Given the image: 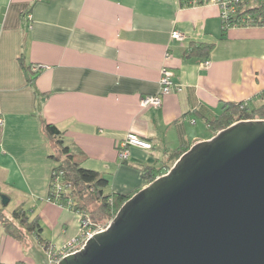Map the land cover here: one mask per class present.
Listing matches in <instances>:
<instances>
[{
  "label": "crops",
  "instance_id": "obj_1",
  "mask_svg": "<svg viewBox=\"0 0 264 264\" xmlns=\"http://www.w3.org/2000/svg\"><path fill=\"white\" fill-rule=\"evenodd\" d=\"M223 34L221 8L210 1L0 0V191L40 218L39 251L47 243L59 254L81 229L79 214L48 198L57 163L43 121L84 152L86 168L109 177L107 192L141 189L139 168L213 137L209 124L226 103H262L264 26ZM200 43L214 46L207 57L190 53ZM30 67L39 70L33 83ZM164 67L182 91L143 107L161 92ZM129 133L152 148L133 146L121 160ZM32 234L20 242L1 226L0 264H40Z\"/></svg>",
  "mask_w": 264,
  "mask_h": 264
},
{
  "label": "water",
  "instance_id": "obj_2",
  "mask_svg": "<svg viewBox=\"0 0 264 264\" xmlns=\"http://www.w3.org/2000/svg\"><path fill=\"white\" fill-rule=\"evenodd\" d=\"M57 264H264V119L191 145Z\"/></svg>",
  "mask_w": 264,
  "mask_h": 264
},
{
  "label": "trees",
  "instance_id": "obj_3",
  "mask_svg": "<svg viewBox=\"0 0 264 264\" xmlns=\"http://www.w3.org/2000/svg\"><path fill=\"white\" fill-rule=\"evenodd\" d=\"M209 0H189L190 4H202ZM230 1V0H228ZM228 10V11H227ZM222 8L223 35L235 26H264V0H232ZM226 14V16H225ZM211 44H196L190 53L207 57L213 50ZM205 61V60H203ZM31 76L29 83H33L39 70L30 67ZM262 103L258 106H250L247 101L226 103L218 118L211 121L209 126L215 130V134L239 120L264 119V93L261 95ZM44 132L51 138L56 152L51 155L57 165L52 170L48 198L63 207L81 216V229L84 221H88L87 228H101L109 224L115 217L121 206L138 190L125 193H110L107 188L110 185L108 176L84 166V152L77 146L70 145L64 139V133L54 124L43 121ZM142 138V137H141ZM145 139V138H142ZM147 140V139H145ZM148 141V140H147ZM190 148L180 147L168 153L165 159L158 161V165L141 166V178L148 185L160 175L166 173L179 157ZM119 150V147H117ZM32 208L26 207L25 203L17 206L10 214L5 209L0 210V227L20 242L31 233H35L42 243L41 220L38 216H31ZM104 221V226L100 223ZM78 237V236H77ZM45 248L49 244L44 243Z\"/></svg>",
  "mask_w": 264,
  "mask_h": 264
},
{
  "label": "built area",
  "instance_id": "obj_4",
  "mask_svg": "<svg viewBox=\"0 0 264 264\" xmlns=\"http://www.w3.org/2000/svg\"><path fill=\"white\" fill-rule=\"evenodd\" d=\"M209 1L219 5L221 8V11H222V8L224 11H226L227 6L229 5V3L232 0H230V1H228V0H209ZM254 1L257 2L258 0H254ZM225 16H226V14H225ZM222 18H223V15H222ZM173 38L181 39L182 34L178 31H176L173 33ZM169 57L170 56L167 54L166 59H169ZM202 65L208 66V65H210V61L209 60L203 61ZM35 70H37V69L35 68ZM182 89H183L182 86L177 84L173 80V74L166 67H164L162 70V77H161V92L158 94L145 96L142 99V106L143 107L161 106L163 104V97L164 96L170 94L172 91L180 92V91H182ZM0 124H3V120L1 118H0ZM133 146L141 147L143 149H151L152 148V144L149 141L142 139L137 134L129 133V135L118 144L119 158L121 160H126L129 156L130 148ZM83 223H84V228L80 231L78 237H76L73 241L68 243L62 249V251L60 250L58 252L59 254H57L54 251L53 245H49V247L46 248V251H47L52 263L57 264V262L60 260V258L63 257L64 255L79 250L80 248H82L84 246V244L86 243V241L89 238H91L98 231L105 228V227H101V228H97V229H93V228L89 229L86 227L88 225V221L86 220ZM65 252H67V253H65Z\"/></svg>",
  "mask_w": 264,
  "mask_h": 264
},
{
  "label": "rangeland",
  "instance_id": "obj_5",
  "mask_svg": "<svg viewBox=\"0 0 264 264\" xmlns=\"http://www.w3.org/2000/svg\"><path fill=\"white\" fill-rule=\"evenodd\" d=\"M252 107L254 106L253 104L251 105ZM2 193V192H1ZM3 194H5V193H3ZM15 205L12 203V204H8L7 205V207L5 206V205H3V200H2V198L0 197V210H2V209H6V211L5 212H9V211H11L13 208H15L14 207ZM18 206V205H17ZM103 223H106V222H104V221H102L101 223H100V226H104L103 225ZM106 227V226H105ZM76 238V237H75ZM74 238V239H75ZM73 239V240H74ZM37 240H38V238H37V236L36 235H34V234H32L31 236H30V241H31V244L34 246L32 249V251L35 253V254H37V256H38V260H39V263L40 264H56V263H52L51 262V259H50V257H49V255H48V253H47V251L44 249V248H41V251H39L40 249H39V247L37 246L38 245V242H37ZM72 240V241H73ZM71 242V241H70ZM69 242V243H70ZM68 252V251H67ZM67 252H65V253H67ZM58 263V262H57Z\"/></svg>",
  "mask_w": 264,
  "mask_h": 264
}]
</instances>
